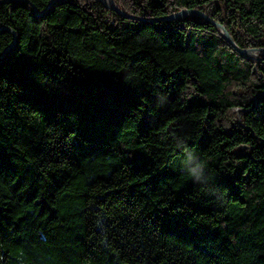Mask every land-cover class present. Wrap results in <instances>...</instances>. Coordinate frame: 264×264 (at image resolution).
Returning <instances> with one entry per match:
<instances>
[{"label": "trees", "instance_id": "1", "mask_svg": "<svg viewBox=\"0 0 264 264\" xmlns=\"http://www.w3.org/2000/svg\"><path fill=\"white\" fill-rule=\"evenodd\" d=\"M50 1L0 0V264H264V54L165 19L264 0Z\"/></svg>", "mask_w": 264, "mask_h": 264}, {"label": "water", "instance_id": "2", "mask_svg": "<svg viewBox=\"0 0 264 264\" xmlns=\"http://www.w3.org/2000/svg\"><path fill=\"white\" fill-rule=\"evenodd\" d=\"M59 1V0H51L50 4H53L54 2ZM100 2H102L106 7H110L113 10L119 12L120 14H123L124 16L127 17H134L133 15H130L128 13H126L125 11H123L120 7H118V5L116 4V2L114 0H99ZM36 14H40L41 12L38 11L37 9L35 10ZM187 15H198L201 16L207 20H209L211 23H213L215 26H217L222 34L224 35L225 39L232 45L234 46V48L236 50H238L240 53L244 54V55H248V56H252L256 59L260 58V54H264V48H242L240 46H238V44L235 42V40L232 38V36L230 35V33L228 32V30L218 21L212 19L208 14H206L205 12L199 10V9H190V8H184L181 10H178L176 12H173L172 14H170L169 16L165 17V19H177V18H183L184 16ZM0 29H7L9 30L12 34L13 37L15 39L16 37V33L13 29L10 28H6L3 26H0ZM13 45L12 44L9 46L8 49H10ZM5 54V52L0 56L2 57ZM255 55V56H254Z\"/></svg>", "mask_w": 264, "mask_h": 264}, {"label": "clouds", "instance_id": "3", "mask_svg": "<svg viewBox=\"0 0 264 264\" xmlns=\"http://www.w3.org/2000/svg\"><path fill=\"white\" fill-rule=\"evenodd\" d=\"M196 179H200L199 175L196 176Z\"/></svg>", "mask_w": 264, "mask_h": 264}, {"label": "rangeland", "instance_id": "4", "mask_svg": "<svg viewBox=\"0 0 264 264\" xmlns=\"http://www.w3.org/2000/svg\"><path fill=\"white\" fill-rule=\"evenodd\" d=\"M255 56V55H254Z\"/></svg>", "mask_w": 264, "mask_h": 264}]
</instances>
